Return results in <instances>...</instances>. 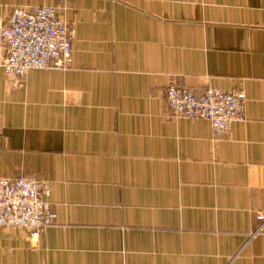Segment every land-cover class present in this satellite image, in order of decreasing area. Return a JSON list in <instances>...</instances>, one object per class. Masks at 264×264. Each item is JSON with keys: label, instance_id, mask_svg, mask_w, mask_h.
<instances>
[{"label": "crops", "instance_id": "0c3cea01", "mask_svg": "<svg viewBox=\"0 0 264 264\" xmlns=\"http://www.w3.org/2000/svg\"><path fill=\"white\" fill-rule=\"evenodd\" d=\"M54 7L65 68L0 63V176L48 182L55 223L0 228V264H264V0H0ZM1 60V53H0ZM1 62V61H0ZM170 81L241 90L243 121L167 116Z\"/></svg>", "mask_w": 264, "mask_h": 264}, {"label": "built area", "instance_id": "2783aa9c", "mask_svg": "<svg viewBox=\"0 0 264 264\" xmlns=\"http://www.w3.org/2000/svg\"><path fill=\"white\" fill-rule=\"evenodd\" d=\"M73 29L54 7L31 10L14 7L6 22L0 16L1 66L8 76H24L30 69L65 68L71 61ZM167 116L209 121L215 136L226 135L234 122L243 121L245 99L241 90L208 86L197 94L192 88L170 81L165 88ZM48 182L33 177L0 176V228L27 229L36 240L40 232L55 223L50 209ZM245 242L264 233V211Z\"/></svg>", "mask_w": 264, "mask_h": 264}]
</instances>
